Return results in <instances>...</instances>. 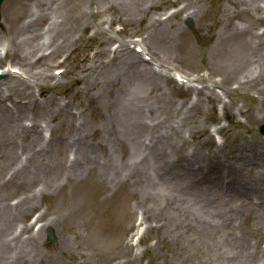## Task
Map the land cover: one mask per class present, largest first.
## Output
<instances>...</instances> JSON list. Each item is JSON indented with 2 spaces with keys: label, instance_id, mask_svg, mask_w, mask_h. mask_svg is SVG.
<instances>
[{
  "label": "rangeland",
  "instance_id": "obj_1",
  "mask_svg": "<svg viewBox=\"0 0 264 264\" xmlns=\"http://www.w3.org/2000/svg\"><path fill=\"white\" fill-rule=\"evenodd\" d=\"M249 1L3 0L0 69L22 78L0 79V240L44 229L35 241H0V264H264V0ZM35 12L52 25L33 20L24 53L20 28ZM139 40L152 58L140 56L144 67L124 68L125 53L110 62L115 46L135 53ZM54 58L65 69L55 77ZM74 125L80 147L69 144ZM222 176L229 233L189 214L220 192ZM175 200L188 214L168 207ZM94 238L108 245L103 259Z\"/></svg>",
  "mask_w": 264,
  "mask_h": 264
},
{
  "label": "bare ground",
  "instance_id": "obj_2",
  "mask_svg": "<svg viewBox=\"0 0 264 264\" xmlns=\"http://www.w3.org/2000/svg\"><path fill=\"white\" fill-rule=\"evenodd\" d=\"M251 1H252V3H254V5L257 8L259 7L260 9H263L262 5L260 4V1H262V0H250L248 3H251ZM9 11L13 12V9L7 10L6 13H8ZM46 18H47V15H41L38 12H35L34 14L30 15L29 20L25 23V27L20 28V30H23V32L25 34V37L22 40L23 46H22V48H20L21 50H24V53H26V52L28 53L31 50V48L33 47L34 40L37 37L38 25H36L35 23H37L39 20L42 21ZM33 20H38V21L32 23ZM45 21H46L45 24L47 25V27H46V29L44 28V30L46 32H48L50 30L51 25H52V21L49 18L46 19ZM109 37H111V34L110 35L108 34L105 37V39L108 40V39H110ZM40 38H41V34H39L38 39H40ZM144 40H145V38H144ZM43 44H44V42H41V43L37 42V44L35 43L34 45L37 48H41L43 46ZM137 46L141 47L140 45H137ZM3 49H4L5 53H7V51H8L7 47L5 46ZM107 50H109V48ZM120 53H122V54L125 53V55H126L124 66H123L124 68L129 69V68H135L138 66L144 67V64L140 63V61H141L140 55L137 53H134V52H130L128 47L125 44H119L114 49L113 54L110 56L108 55L110 58V62L112 60H114L115 58H117ZM32 57H34V58H33L32 62L29 61L30 66H31V64L32 65L40 64L45 59L46 56L44 54L37 53L35 56L32 55ZM3 73H5V72H3ZM17 77H19V76H17ZM16 83L17 82L14 83V86H16ZM74 130H75V134L69 138V141H71L69 144H71V145L77 144V146L80 147V144H81L80 140H79L80 139V127L77 125H74ZM35 135L36 134L34 133L33 136H35ZM62 140H65L66 142L68 141V139H63V137L59 136V143L60 144H63ZM150 143H151L150 140L145 141L143 139L142 145L144 144L143 147H147ZM43 148H44V146L40 145L37 152H42L44 150ZM86 152L87 151H85V153H84L85 155H86ZM82 154H83V152H82ZM32 155H35V154L33 153ZM28 158H29V156H25L24 160L28 162L29 161ZM86 159L88 161H90V163H91L92 159L89 156H87ZM72 164H71V166H72ZM222 167L228 169V168H231L232 166L229 163V161L224 160ZM233 167L238 169L237 166H233ZM218 179H220V183L223 185L220 192L217 193L215 191H211L210 189H208V191H211V192L208 195V196H210V199H208L207 203H205L206 208L201 209V210L197 209L195 211L190 210L189 214L191 215V217L194 221V224L196 226H199V227L211 226L212 223L215 221L219 225L221 224V228H224L226 230V232L229 233L228 229H229V224H230L229 218H230L231 209H230V207L227 206L228 205L227 202L225 203V206L224 205L220 206V201L229 195V191H228L229 180L225 181L223 176L219 177ZM245 188L243 189L241 196L245 201H250V199L252 200L253 197H252V195H250L249 192H247V190ZM83 189L86 190V188H83ZM83 193H84V191L80 192V194H83ZM206 198H205L204 202L206 201ZM72 203H73L72 201H68L67 206H70L73 209ZM183 203L184 202H182L181 200H179V201L175 200L171 203L168 202L167 205L169 208L174 209L177 212L182 213L181 211H183L185 214H188L189 210H187V208H186L187 205H185V204L183 205ZM84 208H86V207H84ZM51 223H53V222H51ZM45 224L48 225L50 223L46 222ZM43 229H44V225L42 227H40L36 233L30 234L26 239H23L22 233H17V234L10 233L8 235V238H6V236H5V240L4 241L0 240V241L4 243L5 248L7 246L10 247V246L15 245L16 242H19L22 244L23 243L22 241H28V242L35 241V240L40 239L41 234L43 233L42 232ZM227 236H228V241L230 242V236L229 235H227ZM92 246H93V249L95 250V255H96L95 257H97V259H103L106 255V253L109 252V249H107L108 245L105 243H100L96 238L93 239ZM222 253L224 254L225 252L223 251ZM237 255H238L237 252H234V254L231 258L233 259ZM247 258H250V257H247Z\"/></svg>",
  "mask_w": 264,
  "mask_h": 264
},
{
  "label": "water",
  "instance_id": "obj_3",
  "mask_svg": "<svg viewBox=\"0 0 264 264\" xmlns=\"http://www.w3.org/2000/svg\"><path fill=\"white\" fill-rule=\"evenodd\" d=\"M1 2H2V0H0V4H1ZM188 26H192L191 20H188ZM258 131L264 136V124H262L261 126L258 127ZM47 234H48L49 240L53 241V236H52L51 230H48Z\"/></svg>",
  "mask_w": 264,
  "mask_h": 264
}]
</instances>
